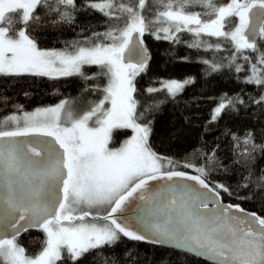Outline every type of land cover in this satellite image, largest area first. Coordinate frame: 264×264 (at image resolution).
I'll return each mask as SVG.
<instances>
[{
    "label": "snow or ice",
    "instance_id": "1",
    "mask_svg": "<svg viewBox=\"0 0 264 264\" xmlns=\"http://www.w3.org/2000/svg\"><path fill=\"white\" fill-rule=\"evenodd\" d=\"M92 12L105 18L104 31L92 30L63 49L40 46L37 32L46 24H72L77 13ZM146 34L172 44L188 34L189 48L228 51V67L241 73L247 65L244 83L264 85V0H0V76L107 81L94 86L100 98L78 113L64 99L33 111L16 105L0 116V264H77L121 237L211 264H264V218L225 205L221 192L234 193L211 184L206 165L181 164L149 143L152 121L145 114L158 102L142 106L136 85L151 60ZM202 62L214 72L222 67ZM86 66L98 71L86 73ZM194 82L164 80L146 92L165 91L174 100ZM237 103L244 101L222 98L211 122ZM114 129L133 135L111 148ZM232 140L238 156L264 150L251 131ZM201 155L220 167L215 149ZM153 181L165 185L154 189ZM134 200L142 202L140 213L126 215ZM29 230L44 234L35 252L20 241Z\"/></svg>",
    "mask_w": 264,
    "mask_h": 264
},
{
    "label": "trees",
    "instance_id": "2",
    "mask_svg": "<svg viewBox=\"0 0 264 264\" xmlns=\"http://www.w3.org/2000/svg\"><path fill=\"white\" fill-rule=\"evenodd\" d=\"M79 2V0H78ZM91 11V10H89ZM104 17L97 12L77 13L72 24L48 23L38 30L40 46L45 49H63L65 44L83 39L92 30L104 31ZM90 24L91 28L81 34V29ZM182 42L172 44L145 35L151 60L148 70L136 78L137 97L141 105L158 106L145 114L152 121V135L149 143L152 148L165 156L196 166L206 165L209 169L208 181L211 184L223 183L234 195L221 192L223 201L239 204L247 211L264 218V150H257L251 157L238 156L240 149L234 148L232 135L243 138L251 131L257 144L264 143V102L256 103L264 96V85L244 83L248 75L245 71L237 73L227 66L229 52H206L187 47L183 41H191L188 34H181ZM222 65L219 71H211L203 60ZM86 73H96L97 68L85 67ZM194 78V83L172 99L165 91L147 94L149 86L160 87V82L169 79L184 80ZM106 78L84 80L78 76L49 80L43 77H2L0 76V116L15 111L22 105L24 111L39 107L55 106L67 99L83 109L91 101L100 98L101 93L94 90L97 83L106 84ZM7 97V100H3ZM225 97H239L244 103L234 109L225 110L213 123V110ZM143 110V108L138 111ZM143 122V121H142ZM130 129H116L113 132L111 148L120 147L132 136ZM243 147V146H242ZM216 150L218 164H207L201 155ZM237 159L240 163H235ZM178 170L195 173L192 169L180 167ZM196 174V173H195ZM244 183L248 187H242ZM44 234L41 231L28 232L20 238L29 252L41 247ZM99 253V254H98ZM77 264H209L191 255L158 246L136 243L121 239L112 247L86 254Z\"/></svg>",
    "mask_w": 264,
    "mask_h": 264
},
{
    "label": "water",
    "instance_id": "3",
    "mask_svg": "<svg viewBox=\"0 0 264 264\" xmlns=\"http://www.w3.org/2000/svg\"><path fill=\"white\" fill-rule=\"evenodd\" d=\"M188 173H189V172H188ZM189 174L195 175V173H189ZM167 183H168V184H171L172 182H167ZM185 183L192 185L194 188H197V189L199 188V185H196L195 182H193V181H187V182H185ZM151 184L153 185V188L156 189V188H160V187L164 186V185H165V182H164V181H153V182H151ZM200 191H204V190H203V189H200ZM223 203H224L225 205H227V204H231V203H226V202H224V201H223ZM141 205H142V202H141V201H136V200H134V201L132 202L131 206H130V213H126V215H129V214H131V215H135V214H137V213H140V207H138V206H141ZM209 207H210V208H211V207H214V205L210 204ZM245 211L248 212V213H253V212H250V211H247V210H245ZM255 214H257V213H255ZM257 215H258V214H257ZM34 231H37V230H29L28 232H34ZM28 232L22 234V236H24V235L27 234ZM22 236H21V237H22ZM21 237H20V238H21ZM123 238H124V237H123ZM125 239L128 240L127 238H125ZM128 241H131V240H128ZM131 242L143 243V244H147V245H153V246H158V247H162V248H166V249L175 250V249H173V248H171V247L162 246V245H155V244H151V243H147V242H141V241H131ZM175 251H177V250H175ZM185 254H186V253H185ZM188 255H190V254H188ZM191 256L196 257V256H194V255H191ZM196 258L201 259V260H203V261H205V262L211 264V262H209V261H207V260H205V259H203V258H200V257H196Z\"/></svg>",
    "mask_w": 264,
    "mask_h": 264
},
{
    "label": "rangeland",
    "instance_id": "4",
    "mask_svg": "<svg viewBox=\"0 0 264 264\" xmlns=\"http://www.w3.org/2000/svg\"><path fill=\"white\" fill-rule=\"evenodd\" d=\"M71 104V107H72V109L75 111V112H80V111H82L83 110V107L80 105H78L77 103H75V102H72V103H70ZM133 135V134H132ZM131 138V137H130ZM130 138H128V139H130ZM127 140V139H126ZM122 146V145H121ZM109 147H111L110 145H109ZM102 212H103V210H101ZM99 223H103V221H99Z\"/></svg>",
    "mask_w": 264,
    "mask_h": 264
},
{
    "label": "flooded vegetation",
    "instance_id": "5",
    "mask_svg": "<svg viewBox=\"0 0 264 264\" xmlns=\"http://www.w3.org/2000/svg\"><path fill=\"white\" fill-rule=\"evenodd\" d=\"M116 129L113 130V132L115 131Z\"/></svg>",
    "mask_w": 264,
    "mask_h": 264
}]
</instances>
